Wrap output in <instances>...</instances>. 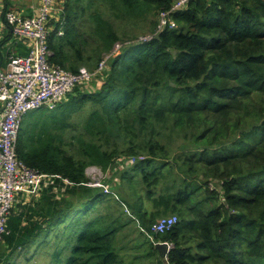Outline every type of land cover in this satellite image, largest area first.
I'll use <instances>...</instances> for the list:
<instances>
[{"label": "trees", "instance_id": "trees-1", "mask_svg": "<svg viewBox=\"0 0 264 264\" xmlns=\"http://www.w3.org/2000/svg\"><path fill=\"white\" fill-rule=\"evenodd\" d=\"M174 2L54 0L47 62L93 83L19 127L17 157L54 176L15 197L0 264H163L157 242L167 264H264V0H186L157 31Z\"/></svg>", "mask_w": 264, "mask_h": 264}, {"label": "built area", "instance_id": "built-area-1", "mask_svg": "<svg viewBox=\"0 0 264 264\" xmlns=\"http://www.w3.org/2000/svg\"><path fill=\"white\" fill-rule=\"evenodd\" d=\"M185 2L175 0L168 11L160 13L157 31L164 26L175 27L171 12ZM54 10H58L54 0H42L36 15L21 16L10 10L4 13V22L0 20V31L6 26L14 38L29 42L25 55L10 53L6 67L0 68V240L7 230L6 220L15 197H34L41 186L51 182L54 176L27 166L17 157L16 140L23 115L43 106L55 107L77 81H89L95 73L84 68L78 73H71L47 62L50 53L47 44L49 30L45 27V21ZM102 66L103 61L98 69ZM129 162L133 163L134 159L130 158ZM88 184L109 192L108 186L101 182ZM175 221V215L162 217L152 226V231L161 233L168 230Z\"/></svg>", "mask_w": 264, "mask_h": 264}, {"label": "crops", "instance_id": "crops-1", "mask_svg": "<svg viewBox=\"0 0 264 264\" xmlns=\"http://www.w3.org/2000/svg\"><path fill=\"white\" fill-rule=\"evenodd\" d=\"M40 5L41 0H0V20L4 22V13L10 10L21 16L36 15ZM28 46L29 42L27 40L14 38L10 34L8 27L4 26L0 31V68L6 67L8 54H19L24 50L28 51Z\"/></svg>", "mask_w": 264, "mask_h": 264}, {"label": "rangeland", "instance_id": "rangeland-1", "mask_svg": "<svg viewBox=\"0 0 264 264\" xmlns=\"http://www.w3.org/2000/svg\"><path fill=\"white\" fill-rule=\"evenodd\" d=\"M41 2H42V0H41ZM27 42H28V40H27ZM90 79H89L90 80L89 83H93V76ZM35 110L36 109L29 110L28 112H26L23 115L20 126H22L23 123L25 125L28 116L32 112H34ZM126 163L127 162L125 161L124 164H126ZM85 173H86L85 175L89 179L88 182L89 183H92L94 185L97 184V183L100 184V182L102 183V180H104L105 178H109L110 177V171L103 172V171H101V169L99 167H96V166L95 167H88L86 169ZM112 180H116V179H112ZM104 185H106V184H104ZM140 238L143 239L141 236H140ZM141 242L143 243L142 249L143 248H147L146 243H144L142 240H141ZM129 246H133V245L132 244H129ZM134 251H136V249L131 248L130 250H128L127 249V246H126L123 250H120V254H122L125 259H128V256H130ZM144 263H145V261L142 262V264H144Z\"/></svg>", "mask_w": 264, "mask_h": 264}, {"label": "water", "instance_id": "water-1", "mask_svg": "<svg viewBox=\"0 0 264 264\" xmlns=\"http://www.w3.org/2000/svg\"><path fill=\"white\" fill-rule=\"evenodd\" d=\"M155 247L161 258L163 259V264H167L166 255L167 252L169 251L168 244L166 242H157L155 243Z\"/></svg>", "mask_w": 264, "mask_h": 264}, {"label": "clouds", "instance_id": "clouds-1", "mask_svg": "<svg viewBox=\"0 0 264 264\" xmlns=\"http://www.w3.org/2000/svg\"><path fill=\"white\" fill-rule=\"evenodd\" d=\"M170 248V247H169Z\"/></svg>", "mask_w": 264, "mask_h": 264}]
</instances>
